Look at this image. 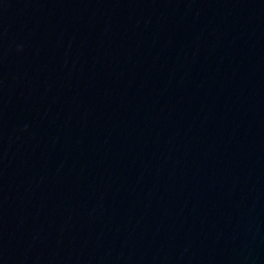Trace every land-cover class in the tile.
I'll use <instances>...</instances> for the list:
<instances>
[{
    "label": "water",
    "instance_id": "1",
    "mask_svg": "<svg viewBox=\"0 0 264 264\" xmlns=\"http://www.w3.org/2000/svg\"><path fill=\"white\" fill-rule=\"evenodd\" d=\"M0 264H264V0H0Z\"/></svg>",
    "mask_w": 264,
    "mask_h": 264
}]
</instances>
